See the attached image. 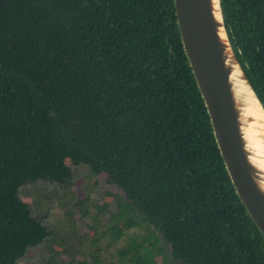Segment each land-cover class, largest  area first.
Segmentation results:
<instances>
[{
	"label": "trees",
	"instance_id": "obj_1",
	"mask_svg": "<svg viewBox=\"0 0 264 264\" xmlns=\"http://www.w3.org/2000/svg\"><path fill=\"white\" fill-rule=\"evenodd\" d=\"M220 7L264 107V0ZM65 159L122 191L110 214L123 221L112 227L116 237L135 224L128 213H139L172 257L156 263L151 249L141 254L130 242L121 252L130 264H264V241L216 147L172 0H0V264L49 238L18 192L67 186ZM49 250L42 264L59 253Z\"/></svg>",
	"mask_w": 264,
	"mask_h": 264
},
{
	"label": "water",
	"instance_id": "obj_2",
	"mask_svg": "<svg viewBox=\"0 0 264 264\" xmlns=\"http://www.w3.org/2000/svg\"><path fill=\"white\" fill-rule=\"evenodd\" d=\"M181 46L234 192L264 241V168L246 135L251 117L233 72L264 107L227 36L220 0H172ZM264 140V136H263ZM261 157H264V153Z\"/></svg>",
	"mask_w": 264,
	"mask_h": 264
},
{
	"label": "rangeland",
	"instance_id": "obj_3",
	"mask_svg": "<svg viewBox=\"0 0 264 264\" xmlns=\"http://www.w3.org/2000/svg\"><path fill=\"white\" fill-rule=\"evenodd\" d=\"M64 163L72 170L67 186L38 182L19 189L20 199L47 225L50 236L45 244L29 248L16 264H42L52 257L50 248L59 252L51 264H77L83 260L88 264H130L129 255L121 254L130 242L141 254L143 248L151 249L156 263L172 262L168 245L139 213H128L135 224L116 237L112 227H123V221L111 222L110 214L117 212L114 196L122 198L123 194L107 182L104 173L92 176L85 167H74L69 159ZM154 242L153 247L150 243ZM157 246L162 250L158 252ZM131 252L134 255V250Z\"/></svg>",
	"mask_w": 264,
	"mask_h": 264
},
{
	"label": "bare ground",
	"instance_id": "obj_4",
	"mask_svg": "<svg viewBox=\"0 0 264 264\" xmlns=\"http://www.w3.org/2000/svg\"><path fill=\"white\" fill-rule=\"evenodd\" d=\"M233 78L240 96L245 102V115L251 117L252 121L248 124L246 135L249 139L250 145L257 152L256 161L264 168V113L259 107L257 100L254 98L252 92L248 87L238 79V72H233Z\"/></svg>",
	"mask_w": 264,
	"mask_h": 264
}]
</instances>
